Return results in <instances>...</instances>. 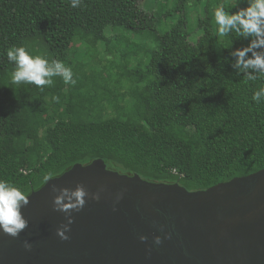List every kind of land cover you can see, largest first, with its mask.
<instances>
[{
  "label": "trees",
  "instance_id": "16d2710c",
  "mask_svg": "<svg viewBox=\"0 0 264 264\" xmlns=\"http://www.w3.org/2000/svg\"><path fill=\"white\" fill-rule=\"evenodd\" d=\"M139 2L0 0V179L29 194L49 172L100 158L107 169L198 190L264 168V103L251 99L264 80L234 75L229 52L247 41L220 37L213 17L220 5L235 11L233 0H196L195 41L183 15L158 32V16ZM130 32L153 38L134 42L123 37ZM99 43L118 48L116 74L91 63ZM76 44L85 53L70 59ZM14 46L63 62L76 83L11 84Z\"/></svg>",
  "mask_w": 264,
  "mask_h": 264
},
{
  "label": "water",
  "instance_id": "95a60500",
  "mask_svg": "<svg viewBox=\"0 0 264 264\" xmlns=\"http://www.w3.org/2000/svg\"><path fill=\"white\" fill-rule=\"evenodd\" d=\"M78 184L89 196L71 212L63 240L57 229L68 216L54 210L53 186ZM28 195L21 207L28 226L16 237L0 230V264H264V168L187 190L107 169L98 158Z\"/></svg>",
  "mask_w": 264,
  "mask_h": 264
},
{
  "label": "clouds",
  "instance_id": "9594fccd",
  "mask_svg": "<svg viewBox=\"0 0 264 264\" xmlns=\"http://www.w3.org/2000/svg\"><path fill=\"white\" fill-rule=\"evenodd\" d=\"M246 6L241 7V4ZM83 0H70V6L79 8ZM228 11L223 5L215 8L213 17L217 26V34L220 37L232 36L247 44L243 47L232 48L229 52L231 67L234 75L241 76L246 82L264 80V0H233ZM6 56L9 62L14 64L11 73V84H30L37 86L41 91L45 86H53V77H60L65 84H75L74 74L70 67L59 60H51L42 56H33L24 47H12L7 50ZM59 102V98L52 97ZM252 101L256 104L264 103V86L253 92ZM53 173L49 172L43 177L45 183L52 180ZM59 192L53 199L54 210L64 212L68 216V223L57 229V235L67 240L66 232L72 223L71 212L81 210L89 193L82 185L75 189L56 188ZM29 195L7 180L0 179V230L5 234L16 237L28 226V221L21 213V207L29 203ZM91 198L99 200V192L91 194ZM143 241L146 237L141 236ZM155 243L160 244L161 238L155 237ZM25 248L30 249L31 244L24 243Z\"/></svg>",
  "mask_w": 264,
  "mask_h": 264
},
{
  "label": "rangeland",
  "instance_id": "374dc122",
  "mask_svg": "<svg viewBox=\"0 0 264 264\" xmlns=\"http://www.w3.org/2000/svg\"><path fill=\"white\" fill-rule=\"evenodd\" d=\"M223 1V0H221ZM179 0H140L139 7L143 9L146 13L151 15L154 13L158 17V25L156 30L162 32L166 27L174 23L182 15L185 17L186 25L188 29L191 30L190 40L195 41L199 35L200 30L197 26V20L199 17L203 16V5L202 3L196 2V0H187L182 9L179 11L176 8H180ZM215 8H212L214 12ZM166 13H170L165 16ZM121 32V30L119 29ZM120 34V33H119ZM123 37L128 38L131 41L139 42L144 39H152L153 35H148L147 32L142 33H122ZM107 37H113L114 31L110 28L106 30ZM74 51H71L72 54H69L70 59H74L79 56L80 53H85V47L80 44L74 45ZM118 51V52H117ZM89 56H93L91 63L94 64L96 68H103L105 71L111 74H116L119 72V65L121 63L120 52L118 48L110 49L105 48L103 43H99L96 47V51L88 53ZM137 59H131L129 66L135 67L137 65Z\"/></svg>",
  "mask_w": 264,
  "mask_h": 264
}]
</instances>
